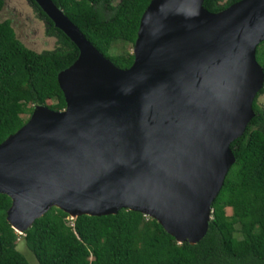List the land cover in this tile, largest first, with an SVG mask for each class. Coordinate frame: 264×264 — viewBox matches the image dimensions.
<instances>
[{
	"label": "water",
	"instance_id": "obj_1",
	"mask_svg": "<svg viewBox=\"0 0 264 264\" xmlns=\"http://www.w3.org/2000/svg\"><path fill=\"white\" fill-rule=\"evenodd\" d=\"M78 48L57 81L65 107L34 105L0 143V193L19 234L51 207L80 215L138 211L178 243L208 231L212 202L254 116L264 73V0L210 12L204 0H151L133 62L116 66L52 0H34Z\"/></svg>",
	"mask_w": 264,
	"mask_h": 264
},
{
	"label": "trees",
	"instance_id": "obj_2",
	"mask_svg": "<svg viewBox=\"0 0 264 264\" xmlns=\"http://www.w3.org/2000/svg\"><path fill=\"white\" fill-rule=\"evenodd\" d=\"M31 1L57 47L36 52L16 37L10 20L0 21V143L28 120L22 115H30L34 105L64 109L57 75L78 56L76 45ZM52 1L116 66L132 64V52L112 50L117 42L134 44L151 0ZM236 1L204 0L203 6L217 12ZM3 5L0 0V11ZM255 58L264 73V40ZM261 94L264 82L252 103L254 116L230 144L235 162L212 202L208 231L197 243H178L155 219L128 209L71 221L67 213L51 207L18 234L6 220L11 198L0 193V264H31L17 249L19 236L38 264H264V105L257 103Z\"/></svg>",
	"mask_w": 264,
	"mask_h": 264
},
{
	"label": "rangeland",
	"instance_id": "obj_3",
	"mask_svg": "<svg viewBox=\"0 0 264 264\" xmlns=\"http://www.w3.org/2000/svg\"><path fill=\"white\" fill-rule=\"evenodd\" d=\"M4 20L11 21L16 37L26 47L36 52L52 50L57 47L56 37L49 36L47 34L46 22L42 17H40L34 6H32L28 0H4L3 8L0 11V21ZM132 48L133 45L131 44L117 42L112 51L123 53L128 50L132 52ZM257 103L260 106L264 105V94L258 96ZM29 116V114L22 115V117ZM225 213L227 215H231L232 209L230 207H226ZM68 217L71 221L75 219L71 216ZM17 249L26 256L31 264H38L33 253L25 246L21 236L17 239Z\"/></svg>",
	"mask_w": 264,
	"mask_h": 264
},
{
	"label": "flooded vegetation",
	"instance_id": "obj_4",
	"mask_svg": "<svg viewBox=\"0 0 264 264\" xmlns=\"http://www.w3.org/2000/svg\"><path fill=\"white\" fill-rule=\"evenodd\" d=\"M31 4H32V6H34V4H33V2L31 1V0H28ZM35 8V7H34ZM45 21V20H44ZM46 22V21H45Z\"/></svg>",
	"mask_w": 264,
	"mask_h": 264
}]
</instances>
